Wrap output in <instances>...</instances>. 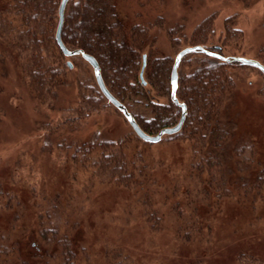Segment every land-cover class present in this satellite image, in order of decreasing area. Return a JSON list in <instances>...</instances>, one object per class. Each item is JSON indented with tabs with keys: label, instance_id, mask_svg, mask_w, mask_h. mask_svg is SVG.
Segmentation results:
<instances>
[{
	"label": "rangeland",
	"instance_id": "rangeland-1",
	"mask_svg": "<svg viewBox=\"0 0 264 264\" xmlns=\"http://www.w3.org/2000/svg\"><path fill=\"white\" fill-rule=\"evenodd\" d=\"M156 1L160 5L158 16L163 19L156 20L159 23L154 31L158 37L156 52L168 56L172 62L184 48V41L170 43L163 31L175 29L176 38H180L208 15L213 17L212 43L219 46L224 42V23L229 17L234 18L242 33V38L227 41V48L222 50L224 56L257 60L256 55L264 46V0ZM8 14L0 16V187L5 192L3 202L9 199L11 207L1 215L0 223L6 228L13 226L15 238L25 232L30 235L28 243L22 241V251L32 250L29 241L34 243L30 237L37 236L34 221L38 211L45 221L60 226L61 234L71 236L73 241L77 237L74 264H107L106 251L108 254L118 251L125 264H190L196 257L202 259V264H264V203L260 197L246 192L244 186L253 189V180L264 168V83L257 69L247 66L235 69L239 82L244 83V91L239 90L232 99L237 114L233 130L245 147L239 158L229 159L243 162L242 171L231 172L241 180L242 190L230 178L229 184L221 186V195L209 194L192 214L187 211L188 205L179 203V198L191 203L196 193L205 189L196 177L185 174L189 153L183 144L178 145L180 136L165 135L146 148L105 98L99 111L73 123L74 128L68 127L72 131L67 133L60 125L73 120L74 111L81 108L80 97L99 92L92 69L79 56H63L61 63L67 84L59 87L54 100L39 104L24 71L26 36L16 27L17 22L11 23ZM52 54L57 55L55 48ZM194 60L191 54L185 56L178 74L186 71L187 64ZM67 61L72 68L66 66ZM143 79L147 80L145 75ZM144 93L148 101L134 97L136 103L130 109L141 123L153 124V108L164 106L166 99L156 97L157 92L149 84ZM167 115L174 119L176 110L171 109ZM109 134L116 138L128 134L132 144L139 146L137 150L145 158L141 159L148 163L144 173H153L155 163L164 165L160 171L166 170L167 179L162 183L168 181L172 191L178 188L173 195L168 193L170 201L165 194L156 192L154 186H144L150 182L147 180L142 181L144 188L138 193L110 183L96 185L93 175L97 172L92 167L96 158L94 149ZM71 141L85 142L93 152L84 158L77 153L81 163L74 164L73 149L68 148ZM232 184L237 189H232ZM260 186L264 190V183ZM147 187L149 192L144 191ZM184 188L188 189L187 195ZM133 193L136 198L131 197ZM261 197L264 198V191ZM147 210L159 216L153 227L145 224L143 213ZM173 211L178 218L173 217ZM192 216L201 223L194 232L187 226ZM73 222L80 223L77 233L70 225Z\"/></svg>",
	"mask_w": 264,
	"mask_h": 264
},
{
	"label": "trees",
	"instance_id": "trees-1",
	"mask_svg": "<svg viewBox=\"0 0 264 264\" xmlns=\"http://www.w3.org/2000/svg\"><path fill=\"white\" fill-rule=\"evenodd\" d=\"M59 1L0 0V16L9 13L11 23L17 22L16 27L22 29L26 36L27 59L24 61V71L28 74L31 91L39 104L54 100L59 87L67 84V78L64 79L65 67L61 63L63 55L54 41ZM159 12L160 5L156 0H69L64 11L61 32L62 42L68 49H82L97 60L106 87L131 113L130 106L136 103L134 97L148 101L144 93V87L148 84L157 92L156 97L166 99L164 106H153L156 108L152 111L153 124L141 123L132 113L140 128L149 135H154V132L161 128L175 125L180 112L179 108L169 100L168 82L172 60L156 52L158 37L154 31L159 27L156 20L163 21L158 16ZM213 31V17L208 15L199 21L188 35L176 38L175 29H165L163 33L170 43L183 40L184 47L199 45L213 51V47L218 46L210 41ZM224 32V42L219 45L221 47L219 53L222 55V50L227 48L229 39L243 37L232 17L226 19ZM53 48L56 49L57 55L52 54ZM144 55L146 64L143 76L147 78L145 85L139 79ZM191 55L195 58L194 62L187 64V70L178 74L176 95L179 101L186 104L187 115L182 128L175 135L180 136L178 145L183 144L182 146L189 153L186 157L188 167L185 174L196 177L205 189L198 195L196 193L191 203L184 201L183 198L178 200L179 203L184 202L188 205L187 211L193 214L196 206L205 201L209 194L221 195L223 192L221 186L229 184L230 178L234 179V184L242 190V182L239 183L241 180L231 172L242 171L240 167L243 162L234 163L229 158H239L241 156L239 152L245 145L241 144L242 141L237 139L233 130L237 114L232 100L234 95L244 88V83L239 82L235 72V69L242 70L243 67L237 63H225L200 53ZM256 56L264 65V46ZM80 101L81 108L74 111L73 120L65 121L60 125L67 133L72 131L68 127H72L73 123H79L89 115L88 113L99 111L104 97L95 91L88 97H80ZM160 109L162 111L158 112ZM171 109H175L177 113L174 119L167 115ZM109 135L108 138H101L99 146L94 149L96 158L92 167L97 172L93 175L96 177L94 178L96 185L110 183L115 184L114 187L128 188L130 192L135 190L137 193L143 190L144 186L150 185L156 188V192L165 194L166 200L170 201L168 198L171 197L168 193L173 195L178 188L172 191L169 189L168 181L162 183L167 179L166 170L160 171L164 165L155 163L153 173H144L148 163L144 162L145 158L137 150L139 146L132 144L130 136L123 134L116 138ZM135 139L141 142L139 138ZM141 143L146 148L154 145L144 141ZM68 145L69 149H73L71 161L74 164L81 163L78 161L79 155L84 158L93 152L85 142L75 144L71 141ZM80 168L85 169L84 166ZM228 173L231 174L228 176ZM145 180L150 182L143 186L142 181ZM131 181L133 188L130 185ZM263 183L264 168L253 180V189L244 185L247 189L245 191L249 194L253 193L254 197H260L262 203L264 198L261 197V192L264 190L260 185ZM235 185L232 184V189H237ZM162 186L163 188H160ZM184 190L187 195L188 189L184 188ZM144 191L149 192L148 187ZM4 194L0 187V218L11 207L9 199L3 202ZM135 196L136 193H133L131 197L136 198ZM185 197L188 196H184V199ZM37 212L34 221L37 236L31 235L30 238L35 242L29 241L32 250L28 253L22 251V241L26 240L28 243L30 235L26 236L27 232H25V235L21 234L20 237L15 238L12 236L14 227L6 228L0 223V264H74L77 237L73 241L71 236L61 234L60 226L52 224L50 220L45 221L43 214ZM172 214L174 218H178L174 216V211ZM143 217L145 224L153 227L157 224L159 216L155 211L147 210L143 213ZM188 222L190 223L187 226L192 232L201 225L199 219L193 220V216L188 218ZM70 225L76 233L80 229V223L73 222ZM116 252L118 251L108 254L106 251L107 264H125L124 259L119 258V252ZM190 261V264H202L200 257Z\"/></svg>",
	"mask_w": 264,
	"mask_h": 264
},
{
	"label": "water",
	"instance_id": "water-1",
	"mask_svg": "<svg viewBox=\"0 0 264 264\" xmlns=\"http://www.w3.org/2000/svg\"><path fill=\"white\" fill-rule=\"evenodd\" d=\"M68 1L69 0H60L58 7H57V22H56V27H55V32H54V41H55L56 46L58 47L59 51L64 57L79 56L91 67L95 83L101 95L105 98V100L110 105H112L121 114V116L124 118V120L126 121L128 126L131 128L133 133L140 140L144 142L152 143V144L158 143L163 136L176 134L182 128V125L187 115V107L184 102H181L178 100L177 95H176L177 88H178V68H179V65L182 59L189 54L200 53V54L212 57V58H216L225 63H237L240 66H247V67L255 68L262 74L263 83H264V65L261 64L256 59L246 58L242 56H224L221 53H219L221 51L220 46H214L213 51L207 49L204 46H199V45L184 47L175 54L171 68H170V73H169V85H170L169 100L175 106L179 108V111H180L179 118L175 125L171 127L161 128L156 134L149 135L140 128L134 116L126 108V106L122 102H120L108 90L102 78L101 69H100V66L97 60L92 55L84 52L82 49H71V50L68 49L62 42L61 32H62V27L64 23V11H65ZM145 64H146V56L144 55L142 57V67L139 73V79L143 85H145V81L143 79V71H144ZM66 66L69 69L72 68V64L69 61L66 62Z\"/></svg>",
	"mask_w": 264,
	"mask_h": 264
}]
</instances>
